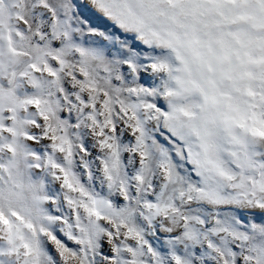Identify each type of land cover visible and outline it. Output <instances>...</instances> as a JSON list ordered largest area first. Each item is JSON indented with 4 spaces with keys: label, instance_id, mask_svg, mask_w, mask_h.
<instances>
[{
    "label": "snow or ice",
    "instance_id": "1",
    "mask_svg": "<svg viewBox=\"0 0 264 264\" xmlns=\"http://www.w3.org/2000/svg\"><path fill=\"white\" fill-rule=\"evenodd\" d=\"M0 264H264V0H0Z\"/></svg>",
    "mask_w": 264,
    "mask_h": 264
}]
</instances>
